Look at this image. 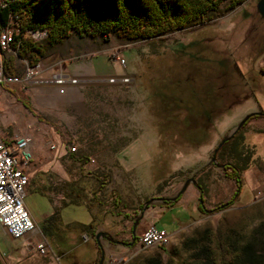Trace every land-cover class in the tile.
Masks as SVG:
<instances>
[{
	"label": "rangeland",
	"instance_id": "374dc122",
	"mask_svg": "<svg viewBox=\"0 0 264 264\" xmlns=\"http://www.w3.org/2000/svg\"><path fill=\"white\" fill-rule=\"evenodd\" d=\"M116 50L124 57V66L111 59L110 53ZM17 55L4 53L5 70L11 74H21L28 64ZM263 58L264 19L256 0H238L233 6L222 0L202 20L149 37L128 39L112 31L104 39L72 33L40 58V68L33 76L37 79L0 84V134L8 139L14 133L31 136L28 165H49L53 154L52 161L59 163L55 172L47 166L52 176L44 192L31 175L21 189L24 204L32 218L38 219L39 234L46 236L51 249L57 252L56 246L66 247V256L81 251L77 264H88L89 244L95 248L94 233L88 231L90 241H83L74 221L86 224L95 218L93 223H100L93 203L103 210L117 193L121 212L131 214L152 191L177 185L205 167L213 168L209 158L221 136L246 113L264 112ZM61 65L71 74L88 73V78L124 73L130 80L89 81L60 92L42 78ZM23 100H28L32 110ZM240 131L254 150L245 168L252 187L242 183L236 197L244 205L226 211L221 218L180 224L160 245L115 243L99 236L100 264H148L149 258H156L158 264H203L206 257L198 252L200 240H189L197 238L202 228L218 235L231 230L250 235L264 221V116L248 118ZM68 150L88 158L77 161ZM90 174L104 181L96 199L86 204L64 197L66 188L59 186L68 178L84 186L89 198L90 189L97 188ZM249 197L254 201L245 204ZM169 217L165 212L156 214V226L174 229ZM58 218L62 224H57ZM132 221L117 215L94 232L105 230L115 239L129 241L149 223L138 221L131 232ZM31 252L26 249L27 261L14 264H73L54 252L49 254L53 257L30 256ZM96 256L95 249L91 264Z\"/></svg>",
	"mask_w": 264,
	"mask_h": 264
},
{
	"label": "trees",
	"instance_id": "16d2710c",
	"mask_svg": "<svg viewBox=\"0 0 264 264\" xmlns=\"http://www.w3.org/2000/svg\"><path fill=\"white\" fill-rule=\"evenodd\" d=\"M221 1L14 0L0 6V29L6 26L10 10L16 18L12 21L21 30L25 28H47L45 38L33 40L24 37L20 39L17 45L18 55L26 59L28 64H33L44 56L51 46L62 42L65 37L72 33L104 39L112 31L128 39L149 37L202 20L210 12L216 11ZM237 1L228 0V5L233 6ZM260 71L264 73V58ZM23 102L32 110L28 100H23ZM34 114L43 119L40 114ZM257 115L264 116L263 110L251 113L248 118ZM243 125L229 139L223 141L215 153L217 161L224 164L221 168L223 175L235 181V189L227 199L206 208L202 197L205 189L203 177L196 176L195 180L199 185L197 186L198 198H201L197 204L200 213L217 211L231 205L240 190L241 172L249 166L254 152L253 146L244 141V136L240 131ZM67 153L71 158L81 162L88 158L84 154L75 155L70 150ZM88 177L97 181V188L96 190L90 189L89 198L86 197L84 186L74 184L71 181L64 180L59 189H63L62 186L66 188L63 195L69 201H82L87 204L86 200L96 199V191H100L104 187V181H101L100 177L95 174H90ZM43 189L40 191L44 192ZM118 200L117 197H113L112 207L118 206ZM96 202L100 203L98 200ZM142 202H138L136 209ZM136 209L132 211V216L136 213ZM123 215L127 216L128 214L123 213ZM132 237L133 240L130 244L137 242L136 235L132 234ZM197 239L200 240L197 245L198 252L206 257V262L203 264H264V221L248 236H240L233 230L225 235H218L208 227H204L199 231L197 238H189V240ZM93 242L97 252L94 264H97L101 247L97 245L95 239ZM123 244L129 243L124 241ZM147 262L148 264H158L156 258H149Z\"/></svg>",
	"mask_w": 264,
	"mask_h": 264
},
{
	"label": "built area",
	"instance_id": "2783aa9c",
	"mask_svg": "<svg viewBox=\"0 0 264 264\" xmlns=\"http://www.w3.org/2000/svg\"><path fill=\"white\" fill-rule=\"evenodd\" d=\"M9 2L11 0H0V6ZM9 13L6 26L0 29V84L35 80L37 78H33V76L40 68L39 60L33 64H26V69L21 74H11L5 70L4 53L12 51L17 55V45L21 38L43 39L47 36V28H25L24 30L12 28L11 17L14 15L11 10ZM110 57L120 66H124V57L120 55L118 50L111 52ZM42 79L56 85L58 91L62 92L67 85L85 84L89 81L110 84L127 83L130 77L122 73L88 78L57 71ZM30 143L31 136L28 134L14 133L8 141L0 134V226L12 238L26 234H39V229L21 196V189L26 185L29 178L26 166L31 159ZM51 147L54 145L52 144ZM165 233V229L158 228L153 222H149L136 234V240L142 246L160 245L164 242ZM29 247L40 255H53L44 235L39 234L34 241L29 243ZM0 253L3 255V252Z\"/></svg>",
	"mask_w": 264,
	"mask_h": 264
},
{
	"label": "crops",
	"instance_id": "0c3cea01",
	"mask_svg": "<svg viewBox=\"0 0 264 264\" xmlns=\"http://www.w3.org/2000/svg\"><path fill=\"white\" fill-rule=\"evenodd\" d=\"M13 28H15L13 26ZM39 61L41 59H38ZM41 63V62H40ZM60 71V72H64V73H69L70 72L66 71L63 69V66L61 65L60 69L56 70L55 72ZM72 75H76V76H91L88 73H82V74H72ZM102 75V74H100ZM108 75V74H106ZM72 85H67L66 87H70ZM3 136V135H2ZM3 138L8 141L9 139L6 138V136H3ZM63 153V152H61ZM61 153L58 154V156L61 155ZM54 154L51 158V163H49V165H45V164H32V165H27L26 166V170L28 172V176L31 175V177L33 178V181H38V186L42 187L46 190V188L48 187V185L51 182V178L49 177L50 175L52 176V174H50L49 172H47V166H49L50 171L55 172L56 170L59 169V163L58 160L56 161H52L54 158ZM215 167V168H214ZM213 168L211 167H205L202 170H200V172L203 175V182H204V192H203V204L206 208L212 206L213 204L225 200L227 199L232 192L235 189V181L225 175H223L221 168H219L218 166H214ZM197 172H194V178L196 176H198ZM192 174V173H191ZM241 175H243L244 177V181H242V183H245L249 188L252 187V184L249 183V180L247 177H250V173L246 172V169H244L241 172ZM67 178V177H66ZM66 181H68V178L66 179ZM241 183V187L240 190L237 194V196L240 194L241 192V188H242V184ZM252 183V182H251ZM180 186V183L177 185H164L163 187H161L158 191H152L149 195H147V197H159V196H167V195H171L173 194L178 187ZM34 189V188H33ZM40 191V190H39ZM199 191L197 186H195L192 183H189L185 189L183 190V192L181 194H179V196L175 199V200H171L169 202H162L159 200H155L153 202H151L150 204L147 205V207L145 208V210L142 213V216L139 219L138 223H143L144 221H149V222H153L156 226V223L154 221V217L156 214L159 213H168L169 214V221L173 224H175V228L170 230V231H166L167 233H173L175 232L181 225L180 224H186L195 220H198L200 218H221L222 215H224V213L228 210H236L238 208H240L242 205H244V203L241 201V203L237 202V199L235 198L233 203L231 205H228L226 207H223L217 211H213V212H206V213H200V211L197 208V204L199 203ZM114 196L117 197L118 200V194L114 193ZM236 196V197H237ZM146 198V197H144ZM254 201L253 199H251V197L248 198V201H246L245 204H248L250 202ZM118 202H120V200H118ZM138 204V203H137ZM107 208L103 209V210H99V207L93 203V205L91 206L92 210L94 211L95 214H97V216L100 218V223H93L95 222V218H90L91 221H89L88 223H80V222H75L76 226L79 229V234L82 237V240L85 242L90 241V236L88 234V231H93L98 229V227H101V224H105L108 225L110 223V221L113 218H116L117 215H121L124 216L123 213L125 212H121V208L119 207V205L117 207H112V204H106ZM118 209V210H117ZM134 210V209H133ZM99 211V212H98ZM132 213L128 214L127 217L131 218ZM45 218V217H44ZM34 222L36 223L37 226L39 225L38 219L33 218ZM73 221V220H72ZM69 221V222H72ZM61 219L58 218L57 219V224L59 225L62 224L61 223ZM158 227V226H156ZM102 228V227H101ZM158 228H163L162 226H159ZM164 229V228H163ZM46 238V236H44ZM83 237H85V239H83ZM37 238L36 234L35 235H23L20 236L18 238H12L10 237L6 231L4 230V228L2 226H0V248H3V257L0 256V264H4L6 262V264H14L20 260H24L27 261L25 258V251L26 249H31L29 247V243H31L32 241H34ZM47 240V238H46ZM48 242V240H47ZM49 244V242H48ZM50 248L51 245L49 244ZM58 248V251H54V253H57V256L60 258H66L67 260H69L70 263L73 264H77L79 262L78 257L81 256V251L80 252H74L73 254H70L68 256H66V250H68L66 247L65 248H61L60 246H56ZM95 249L94 247H90L89 244V252H88V258L86 263L91 264L93 263V257L95 254ZM33 251V250H32ZM83 254V253H82ZM38 256L40 254H38L37 252L33 251L31 252L30 256ZM46 256V255H44ZM49 256V255H48ZM49 257H53V256H49ZM29 259V258H28Z\"/></svg>",
	"mask_w": 264,
	"mask_h": 264
},
{
	"label": "water",
	"instance_id": "95a60500",
	"mask_svg": "<svg viewBox=\"0 0 264 264\" xmlns=\"http://www.w3.org/2000/svg\"><path fill=\"white\" fill-rule=\"evenodd\" d=\"M256 9L258 11V13L260 14V16L264 19V0H256ZM253 112H257V111H252V112H248L246 113L244 116H242V118H240V120H238V122H236L233 126H231L222 136L221 138L218 140V142L216 143V145L213 147L211 155L209 160L215 165L218 166L219 168H223L224 164L222 162H219L216 160L215 158V153L217 148L220 146V144L229 139L234 132L243 125V123L246 121V119L249 117V115ZM192 183L195 186H199L198 183L196 182L195 178H194V174H190L189 176H186L182 179V182L180 183V186L178 187V189L171 195H167V196H159V197H148L147 199H145L142 204L136 209V213L131 217L133 219L132 224H131V232L134 231L135 225L137 224V222L139 221V218L142 216L143 211L145 210V208L147 207L148 204H150L151 202L155 201V200H159V201H171V200H175L179 194H181L183 192V190L185 189V187L189 184ZM199 201H201V198H199ZM208 210V209H207ZM99 236L104 237L105 239H107L108 241L111 242H115V243H124V241L122 240H118L113 238L107 231L105 230H97L94 232V239L95 242L97 243V245H100L99 242ZM133 240V237L128 241V243L130 244ZM103 258V250L102 247L100 248V254H99V258H98V262L97 264L101 263V260Z\"/></svg>",
	"mask_w": 264,
	"mask_h": 264
},
{
	"label": "bare ground",
	"instance_id": "6f19581e",
	"mask_svg": "<svg viewBox=\"0 0 264 264\" xmlns=\"http://www.w3.org/2000/svg\"><path fill=\"white\" fill-rule=\"evenodd\" d=\"M12 1H14V0H11V2ZM12 19H16V18L15 17H11V27L13 28V26H14L15 28H17L15 26V23L12 21ZM166 238H167V232L164 234V242L166 241ZM146 246H151V245H146Z\"/></svg>",
	"mask_w": 264,
	"mask_h": 264
}]
</instances>
